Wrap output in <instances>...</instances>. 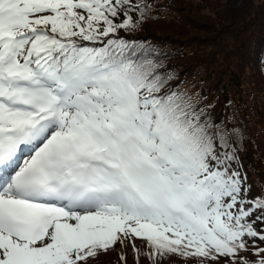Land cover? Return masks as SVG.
I'll list each match as a JSON object with an SVG mask.
<instances>
[{
	"label": "snow or ice",
	"instance_id": "snow-or-ice-1",
	"mask_svg": "<svg viewBox=\"0 0 264 264\" xmlns=\"http://www.w3.org/2000/svg\"><path fill=\"white\" fill-rule=\"evenodd\" d=\"M150 11L0 0V264H89L129 245L135 264H235L264 241L234 115L177 90L169 53L123 35Z\"/></svg>",
	"mask_w": 264,
	"mask_h": 264
},
{
	"label": "rangeland",
	"instance_id": "rangeland-1",
	"mask_svg": "<svg viewBox=\"0 0 264 264\" xmlns=\"http://www.w3.org/2000/svg\"><path fill=\"white\" fill-rule=\"evenodd\" d=\"M213 2H216L215 8ZM176 4L180 12L174 20L170 17L173 5L166 18L153 21L149 13L147 23L141 22L123 35L138 43L147 35L166 41L169 55L164 64L168 71L175 73V79L170 84L193 99L200 100L202 107L205 103L218 104L213 101V96L220 97L222 90H226L225 114L234 115V126L244 136L239 151L241 172L247 175V184L252 182L250 198L260 196L264 194V164L257 163L259 154L256 151L264 156V81L259 73V70L264 73V42H258V38L259 35L261 39L264 38V28H261L264 23V0H177ZM168 8L169 5L164 3L160 14H168ZM129 14L134 16L133 12ZM257 52L259 56L256 58ZM232 73L240 76L243 89L257 90L255 100L244 104L241 109L237 108L232 98L239 93L230 83ZM208 89L213 91L209 97ZM214 108L217 109L213 111L214 115L222 119V107L217 105ZM230 126H233L232 122ZM247 244L248 250L239 251L237 260L242 261L238 258L242 254L258 261L260 257L255 254V248H264V241L256 239L254 246L253 241L248 239ZM121 252L126 262L133 263V251L129 245L125 248L116 246L107 253L101 252L95 259H90L89 264H114L115 261L119 264L117 257ZM260 256H264V253H260ZM210 262L203 259L201 264Z\"/></svg>",
	"mask_w": 264,
	"mask_h": 264
},
{
	"label": "trees",
	"instance_id": "trees-1",
	"mask_svg": "<svg viewBox=\"0 0 264 264\" xmlns=\"http://www.w3.org/2000/svg\"><path fill=\"white\" fill-rule=\"evenodd\" d=\"M176 1L177 0H142V2L144 4L151 5V9L153 11L152 12L150 11V13L152 15V18L154 17L153 21H158L159 20L158 18H163V19L166 18L169 15L173 5L174 6H173V9H172V11L170 13V17L173 20L176 17H179L178 12H180V11H179V8H178V6L176 4ZM133 3H135V0H133ZM164 3H167L169 5V8L167 9L168 14H164L163 15V14H160V11H161L160 9L164 7ZM215 3L216 2L212 3L213 8H215L217 6V5H215ZM182 9L183 8H180V10H182ZM230 10H231V13H232L233 12L232 8H230ZM133 13H134L133 21L135 22V20H137L138 13L135 12V11H133ZM148 21H149V19L147 17H145L144 20L142 21V23L145 24ZM261 28H264V23H263ZM260 40H261V43L264 42V38L261 39V35H259L258 42H260ZM141 43L145 44V45H151L153 48H156V49H159V50L166 51V49H167L166 46H165L166 41L156 40L153 37L148 36V35L146 36V38H144V39L142 38ZM259 50H260V45H259ZM258 56H259V52H257L256 58ZM230 71L232 72L231 69H230ZM259 73H260V75H261V77L263 78V81H264V73H262L260 70H259ZM235 78H238L239 80L237 81ZM230 79H232L230 81V83L233 84L234 87L237 88V90H239V93L235 97H232L234 102H235V105L237 106L238 109H241L244 104L255 100V93H257L256 89L251 90V91H248V90L246 91V89H243L242 79L240 78V76L238 74L232 73V77ZM225 92H226V90L223 89L222 92L219 94L220 97H217L215 95L213 96V101H217L218 102V104H216V105H218L219 107L220 106L222 107L223 117L226 116V114H225V107H226L225 100L226 99L224 98ZM207 93L208 94H212L213 91L208 89ZM207 97H209V95H207ZM256 152L259 154V160L257 161V163L264 164V156L260 155V153L258 151H256ZM133 255L134 254L131 253V259H132L133 263L132 262L129 263V261H127L126 264H135V261L133 259ZM117 258H118L119 264H124V262L121 261L120 257H117ZM238 258L239 259L244 258V260L248 261L249 264H251V262L255 261L254 259H251L250 257L247 258V255L244 256L242 254L239 255ZM140 259H142V261H144V262H141V260H140V264H148V261H147L146 258L141 257ZM202 260H203V258H196V257L183 258V257L178 256V255H171V256H168L163 261V263H170V264H201ZM108 264H112V263L109 262ZM114 264H116V261H115ZM203 264H214V262L211 261L210 263H203ZM219 264H224V260L221 259ZM229 264H231V260L230 259H229ZM235 264H243V261H238L237 258H236Z\"/></svg>",
	"mask_w": 264,
	"mask_h": 264
},
{
	"label": "bare ground",
	"instance_id": "bare-ground-1",
	"mask_svg": "<svg viewBox=\"0 0 264 264\" xmlns=\"http://www.w3.org/2000/svg\"><path fill=\"white\" fill-rule=\"evenodd\" d=\"M209 96L211 95V94H208Z\"/></svg>",
	"mask_w": 264,
	"mask_h": 264
}]
</instances>
